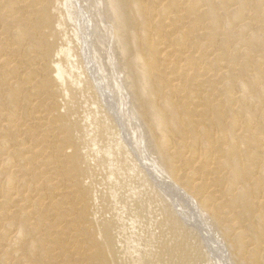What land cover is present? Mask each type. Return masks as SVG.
<instances>
[{"label":"rangeland","instance_id":"1","mask_svg":"<svg viewBox=\"0 0 264 264\" xmlns=\"http://www.w3.org/2000/svg\"><path fill=\"white\" fill-rule=\"evenodd\" d=\"M9 1L0 0V263L258 264L249 258L256 216L238 218L240 208L218 193L201 204L224 183L209 187L194 175L190 135L169 122L156 90L157 75L174 84L162 88L169 94L181 84L175 76L199 72L197 112L203 100L233 102L229 95L237 110L242 94L239 118L248 119L249 6L132 0L119 19L113 0ZM186 82L187 92L196 85ZM191 120L197 128L207 123ZM18 229L24 241L16 243ZM32 240L39 259L28 252Z\"/></svg>","mask_w":264,"mask_h":264},{"label":"bare ground","instance_id":"2","mask_svg":"<svg viewBox=\"0 0 264 264\" xmlns=\"http://www.w3.org/2000/svg\"><path fill=\"white\" fill-rule=\"evenodd\" d=\"M43 1V0H42ZM115 5V12L119 19L123 16V9L122 5L125 2L132 1V0H113ZM125 1V2H124ZM179 1V0H178ZM187 1V0H186ZM194 1V0H193ZM10 3H17V0H10ZM240 4L243 6L247 4L249 6V28H250V41H249V60H250V81L249 85L247 86V90L250 93V108H249V118L246 120H242L239 118V114L242 111V107L246 103V99L242 98L244 95L239 94L238 101L241 102V105H238V109H235L236 102L234 101L233 97L230 95L227 96L233 102H221L217 104H212L210 101L203 100L204 105L206 104V108L204 110L199 109L196 110L195 106H200V97L199 93L202 89L201 85L203 84L202 81L199 82V78L202 77V73L188 75V77L184 78V81L180 77L177 79L175 76V80L181 81V84H178L179 87H174L171 90V93L167 94L162 90L163 87H167L171 85L170 88L173 87L174 84L168 83V81L164 80L160 75H157L158 78V91L159 98L164 99L165 105L169 111L167 114L170 118L169 122H173L177 126H183L182 135H190L191 143L193 144V154L192 156L190 153V158L192 157V163H197L194 166V175L197 177L199 181L203 180L206 181L209 187L217 186V183H224V188L222 190L214 189L212 192L209 191V198L206 199L201 203L203 206H207L210 203V199L213 196L211 194L218 193L223 197H227V202L230 203L232 206H236L240 208L238 211L237 217L242 219L244 216H250L257 218L256 225H254V234L253 238H250L249 244L254 245L252 250L250 251V257L258 264H264V261H259V256L263 255L264 260V0H241ZM191 5V4H190ZM198 5V4H197ZM200 5V4H199ZM55 6V5H54ZM79 6V5H78ZM80 7V6H79ZM189 7V5H188ZM58 8V7H57ZM79 9V8H78ZM190 9V7H189ZM238 9V8H237ZM15 11V10H14ZM13 11V12H14ZM82 11V9H81ZM204 13V11H203ZM238 13V12H237ZM84 14V12H83ZM233 14V13H232ZM156 15V14H155ZM164 15V14H163ZM235 15V14H233ZM237 16V15H236ZM85 17V16H84ZM163 17V16H162ZM234 17V16H233ZM243 17V16H242ZM155 18V17H154ZM235 18V17H234ZM84 20V19H83ZM182 20V19H181ZM234 20V19H233ZM136 23V22H135ZM134 23V24H135ZM213 23V22H212ZM137 24V23H136ZM89 25V24H88ZM157 26V25H156ZM189 26V25H188ZM180 27V26H179ZM228 27V26H227ZM226 27V29H227ZM207 28V27H206ZM243 28V27H242ZM241 28V30H242ZM113 29V28H112ZM245 28H243L244 31ZM189 30V29H188ZM239 30V29H238ZM18 31V30H17ZM242 31V32H243ZM19 32V31H18ZM86 32V31H85ZM84 32V33H85ZM174 32V31H173ZM239 32V31H238ZM21 34V33H20ZM62 34V32L60 33ZM143 34V33H142ZM84 35V34H83ZM87 37V36H86ZM120 36L116 37L117 39ZM20 38V37H19ZM18 38V39H19ZM62 38H65L62 37ZM121 38V37H120ZM69 39V38H68ZM82 39V37H81ZM85 39V38H84ZM17 41V37L15 39ZM20 40V39H19ZM62 40V39H61ZM67 40V39H66ZM155 40V37H154ZM64 41V40H63ZM111 41V40H110ZM156 41V40H155ZM66 42V41H64ZM70 42V40H69ZM116 42V40H115ZM119 42V41H118ZM122 42V40H121ZM120 42V43H121ZM232 42V40H231ZM246 43V41H242ZM17 43V42H16ZM68 43V42H67ZM83 43V42H82ZM81 43V44H82ZM87 43V42H86ZM85 43V44H86ZM195 43V42H194ZM115 44H118L117 42ZM243 44V43H242ZM65 45V44H64ZM62 45V47L64 46ZM88 45V44H87ZM118 44L117 46H119ZM122 45V44H121ZM125 45V44H124ZM226 45V44H225ZM83 46V44H82ZM126 46V45H125ZM150 53L153 50V45H149ZM69 47V46H68ZM204 47V46H203ZM65 49V47H63ZM117 48V47H116ZM120 48V46H119ZM61 49V48H60ZM92 49V47H91ZM71 50V48L69 49ZM118 50V49H117ZM152 50V51H151ZM18 51V50H17ZM58 51V50H57ZM66 51V49H65ZM247 52V51H246ZM56 53V52H55ZM64 53V52H63ZM82 53V51L80 52ZM149 53V54H150ZM248 53V52H247ZM58 54V53H57ZM62 54V53H61ZM66 54V53H65ZM120 54V51H119ZM168 55V52L166 53ZM56 56V54H55ZM61 56V55H59ZM89 56V55H88ZM122 56V55H121ZM170 56V55H168ZM86 57V55H85ZM137 57V56H136ZM60 58V57H59ZM64 58V57H63ZM93 58V57H92ZM64 60H66L64 58ZM70 60V59H69ZM137 60V59H136ZM140 60V59H139ZM165 60V59H164ZM68 61V60H67ZM150 61V57H149ZM246 61V60H245ZM66 62V61H64ZM69 62V61H68ZM92 63V60L90 61ZM88 62V63H89ZM146 62V61H145ZM53 63V62H52ZM51 63V64H52ZM57 64V63H56ZM87 64V63H86ZM93 64V63H92ZM152 66V63H150ZM91 65V64H90ZM135 65V64H134ZM94 66V65H92ZM134 67V66H133ZM231 67V66H230ZM229 67V68H230ZM86 68V67H85ZM95 68V67H94ZM60 69V67H58ZM149 69V68H148ZM56 71V70H55ZM54 71V72H55ZM59 71V70H58ZM92 71H94L92 69ZM176 70L173 69L171 74L174 73ZM86 72H88L86 70ZM95 72V71H94ZM178 74L180 73L179 70L176 71ZM57 74V73H56ZM60 74V73H58ZM147 74V73H145ZM89 75V74H88ZM150 72L148 73V76ZM60 76V75H59ZM91 76V75H90ZM58 77V76H57ZM56 77V78H57ZM96 77V76H95ZM102 78V77H101ZM151 78V76H150ZM153 78V76H152ZM60 79V78H59ZM98 79V77H97ZM77 80V79H76ZM87 80V79H86ZM93 80V79H92ZM95 80V79H94ZM186 80L193 81L194 87H189L190 90L186 91ZM79 81V80H78ZM76 81L77 83L81 81ZM100 81V80H99ZM73 82V81H72ZM75 82V81H74ZM93 82V81H92ZM184 84H183V83ZM95 83V82H94ZM97 83V82H96ZM88 83H86L87 85ZM93 84V83H92ZM199 84V85H198ZM72 85V84H71ZM74 85V84H73ZM77 85V84H76ZM85 85V84H84ZM85 85V86H86ZM78 86V85H77ZM95 87V85H92ZM99 86V85H98ZM122 86V85H121ZM120 86V87H121ZM73 87V86H72ZM76 87V86H75ZM88 87V86H87ZM93 87V88H94ZM245 87V85H244ZM87 89V88H85ZM97 89V88H96ZM99 89V88H98ZM77 90V89H76ZM92 90V89H90ZM101 90V88H100ZM162 90V91H161ZM78 92L81 91L80 88L77 90ZM87 91V90H86ZM89 91V90H88ZM87 91V92H88ZM105 91V90H104ZM102 91V94L103 92ZM193 92V94H192ZM73 93V92H72ZM86 93V92H85ZM96 93V92H94ZM101 93V92H100ZM211 93V92H210ZM236 93V91H235ZM73 95V94H72ZM71 95V96H72ZM242 95V96H240ZM96 96V95H95ZM99 97V95H98ZM107 97V96H106ZM109 97V96H108ZM173 97H179L178 101L173 102ZM67 98V97H66ZM110 98V97H109ZM203 98V97H202ZM65 99V98H64ZM80 99V98H79ZM101 99V98H100ZM108 99V98H106ZM145 99V98H144ZM153 99V98H152ZM196 99V100H195ZM109 100V99H108ZM146 100V99H145ZM195 100V101H194ZM111 101V99L109 100ZM112 102V101H111ZM109 104V103H108ZM114 104V103H113ZM146 104L149 107H154L156 105V101H147ZM192 104H195L193 106ZM111 105V104H110ZM157 106V105H156ZM106 108V107H105ZM164 109V108H163ZM202 109V108H200ZM23 112V111H22ZM114 112V111H113ZM115 114V113H114ZM195 115L198 117H203V119L207 120V123L197 128L199 121L195 125L192 124L191 118ZM115 116V115H114ZM117 116V115H116ZM162 116V115H161ZM71 117V116H70ZM114 119V118H113ZM117 119L118 116H117ZM99 120V119H98ZM136 120V119H135ZM95 121V119H94ZM93 121V122H94ZM114 121V120H113ZM161 121V120H160ZM96 122V121H95ZM117 122V121H116ZM98 123V122H96ZM115 123V122H113ZM137 123V122H136ZM94 124V123H93ZM120 124V123H119ZM106 125V124H105ZM108 125V124H107ZM102 126V125H101ZM116 126V125H115ZM121 126V125H120ZM97 127V126H96ZM100 128V126H99ZM98 129V127H97ZM102 130L104 129L101 128ZM100 129V131H101ZM106 129V128H105ZM165 129V128H164ZM240 130L239 134H236V131ZM99 131V132H100ZM108 131V130H107ZM98 132V133H99ZM106 132V130H105ZM95 134V133H94ZM102 135V134H100ZM106 135V134H105ZM165 138V137H164ZM163 139V138H162ZM165 140V139H164ZM110 141V140H109ZM172 141V140H171ZM109 145V144H108ZM144 146V145H143ZM163 146V145H162ZM145 148V147H144ZM170 148V147H169ZM145 150V149H144ZM181 151V150H180ZM146 153V152H145ZM147 155V154H146ZM150 156V155H149ZM172 156V155H171ZM170 156V157H171ZM175 156V155H174ZM173 156V157H174ZM10 157V156H9ZM148 157V156H147ZM159 157V156H158ZM189 158V159H190ZM10 162V161H9ZM146 162V161H145ZM7 163V162H6ZM20 164V163H19ZM152 164V163H151ZM170 166V165H169ZM25 167V166H24ZM39 167V166H38ZM142 167V166H141ZM182 167V166H181ZM185 167V166H184ZM29 168V167H28ZM27 168V169H28ZM36 168V167H35ZM148 171V170H147ZM15 172V171H14ZM178 172V170H177ZM176 172V173H177ZM13 175V174H12ZM153 175V173H152ZM176 176V175H175ZM192 176V175H190ZM188 177V176H187ZM193 177V176H192ZM156 179V178H154ZM194 179V178H193ZM10 180V179H8ZM161 181V183L170 191L174 193L176 189L178 192H182L183 194L185 191L180 188L176 183H167L164 179H156ZM192 180V179H191ZM7 181V179H6ZM5 181V182H6ZM33 181V180H32ZM175 181V179H174ZM189 181V180H187ZM8 183L10 181H7ZM6 182V184H7ZM22 182V181H21ZM176 182V181H175ZM24 184V183H23ZM13 185H15L13 183ZM12 186V185H10ZM204 186V185H203ZM6 187V186H5ZM9 187V186H8ZM12 188V187H11ZM14 188V187H13ZM39 188V187H38ZM176 188V189H175ZM6 189V188H5ZM4 189V190H5ZM8 189V188H7ZM15 189V188H14ZM10 190V189H9ZM26 190V189H25ZM8 191V190H6ZM26 192V191H25ZM179 192V193H180ZM199 192V191H198ZM205 192V191H204ZM169 194V193H168ZM176 194V193H175ZM173 194V195H175ZM186 194V193H185ZM191 194V193H190ZM7 195V194H6ZM180 195V194H179ZM181 196V195H180ZM192 196V195H191ZM4 197V196H3ZM176 197V196H174ZM173 197V198H174ZM189 197V196H188ZM182 199V198H181ZM189 199V198H188ZM198 199V198H197ZM173 200V199H172ZM199 200V199H198ZM216 200V199H215ZM18 202V201H17ZM191 202V201H190ZM199 202V201H198ZM200 204V203H199ZM1 206V204H0ZM34 206V205H33ZM195 206V205H194ZM210 206V205H209ZM219 206V205H218ZM229 206V205H228ZM2 207V206H1ZM52 207V206H51ZM221 207V206H219ZM218 207V208H219ZM28 208V207H27ZM192 208V207H191ZM209 208V207H208ZM217 208V209H218ZM33 209V208H32ZM36 209V207H35ZM168 209V207L163 208ZM197 209V208H196ZM195 209V210H196ZM216 209V208H215ZM43 210V209H42ZM41 210V211H42ZM170 210V209H169ZM173 211L175 209H172ZM209 210V209H208ZM246 211L248 215H245L243 212ZM15 212V211H14ZM195 212V211H194ZM215 212V211H213ZM209 213V212H208ZM246 213V214H247ZM2 214V213H1ZM0 214V215H1ZM164 214V213H163ZM168 214V213H167ZM174 214V212L172 213ZM201 214V212H200ZM175 215V214H174ZM195 216L196 213H194ZM193 215V216H194ZM2 216V215H1ZM213 216V214H212ZM26 217V216H25ZM164 217V215H163ZM200 217V216H199ZM197 216V218H199ZM234 217V215H233ZM232 217V218H233ZM41 218V217H40ZM201 218V217H200ZM199 218V219H200ZM75 219V218H74ZM223 221V218H220ZM166 220H169L168 218ZM196 220V219H195ZM203 220V219H202ZM230 220V219H229ZM21 221V219H20ZM58 221V220H57ZM220 221V220H219ZM175 222V221H173ZM196 222V221H195ZM39 225V221L37 222ZM198 223V220H197ZM32 224V223H31ZM171 224V223H170ZM178 224V223H176ZM13 225V224H12ZM10 225L9 227H13ZM172 225V224H171ZM203 225V224H202ZM237 224H235L236 226ZM249 225V224H248ZM173 226V225H172ZM201 226V225H200ZM20 227V225H19ZM39 227V226H38ZM174 227V226H173ZM177 227V226H176ZM206 227V225H205ZM204 227V228H205ZM247 227V225H246ZM245 227V228H246ZM199 228V224H198ZM230 228V227H229ZM233 227H231L232 229ZM201 229V228H199ZM224 229V228H223ZM234 229V228H233ZM242 229V228H241ZM11 230V229H9ZM175 229H172V231ZM180 230V229H179ZM203 231V228L201 229ZM200 230V231H201ZM32 231V229H31ZM181 231V230H180ZM179 231V232H180ZM205 231V230H204ZM24 231L21 229L16 230L17 236L14 239V242L19 243L24 241ZM11 233V232H10ZM175 233V232H173ZM178 233V232H177ZM204 233V232H203ZM210 233V232H209ZM206 234V231H205ZM204 234V235H205ZM227 234V231H226ZM238 234V233H237ZM243 234V233H242ZM57 235V234H56ZM59 235V234H58ZM179 235V234H177ZM249 235V234H248ZM73 236V235H72ZM207 236V234H206ZM209 236V234H208ZM244 236L241 237V239ZM28 239V238H27ZM209 239V237H208ZM229 239V238H228ZM240 239L239 235L237 240ZM240 239V241H241ZM37 240V239H36ZM93 240V239H92ZM96 240V239H95ZM94 240V241H95ZM206 241V239H204ZM212 240V239H211ZM43 241V239H42ZM72 241V240H71ZM228 241V240H227ZM234 240H232L233 242ZM13 242V244H15ZM30 242V241H29ZM39 242V241H38ZM214 244V242L210 241ZM36 241L32 240L30 244L27 245L28 252H33L35 258H41V255L36 253L38 246L35 244ZM234 243V242H233ZM12 244V243H11ZM40 244V243H39ZM248 244V242H247ZM23 245V244H22ZM193 245V244H192ZM241 245V243H240ZM12 246V245H11ZM14 246V245H13ZM232 246V245H231ZM244 246V243H243ZM223 247V246H222ZM233 247V246H232ZM239 247V246H238ZM245 247V246H244ZM42 248V247H41ZM49 249V248H48ZM74 249V248H73ZM84 249V248H83ZM224 249V248H223ZM243 249V248H239ZM245 250V249H244ZM243 250V251H244ZM213 251V249H212ZM43 252V251H42ZM41 252V253H42ZM45 252V251H44ZM93 252V251H92ZM215 252V251H214ZM218 252V250H217ZM225 252V250H224ZM20 253V252H19ZM43 254V253H42ZM136 254V253H135ZM235 254V253H234ZM241 254V252L239 253ZM16 255V254H15ZM217 255V253H216ZM243 255V254H242ZM241 255V256H242ZM225 256V255H224ZM237 256H239L237 254ZM31 257V255H30ZM15 258V257H14ZM140 259V258H139ZM148 259V258H147ZM195 259V257H194ZM217 259V258H216ZM243 259V258H242ZM23 260V259H22ZM7 261V259H6ZM138 261V260H137ZM141 261V260H140ZM138 261V262H140ZM146 261V259H145ZM151 261V260H150ZM28 262V261H27ZM47 262V261H46ZM78 262V261H77ZM169 262V261H168ZM173 262V261H172ZM30 263V262H29ZM137 263V262H136ZM207 263V262H206ZM249 263V262H248ZM1 264V263H0ZM5 264V263H2ZM44 264V263H43ZM48 264V262H47ZM139 264V263H138ZM226 264V263H225ZM250 264V263H249Z\"/></svg>","mask_w":264,"mask_h":264}]
</instances>
